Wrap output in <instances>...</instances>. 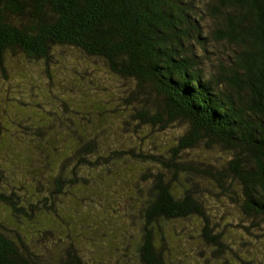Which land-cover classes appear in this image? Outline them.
<instances>
[{
	"label": "trees",
	"instance_id": "trees-1",
	"mask_svg": "<svg viewBox=\"0 0 264 264\" xmlns=\"http://www.w3.org/2000/svg\"><path fill=\"white\" fill-rule=\"evenodd\" d=\"M64 48L123 87L89 103L58 93L69 109L42 104L38 142L0 155V264H176V223L194 217L205 264H264V0H0V78L14 64L49 72ZM175 124L167 155L148 150ZM197 147L222 156L196 162ZM206 193L237 210L236 243L212 225Z\"/></svg>",
	"mask_w": 264,
	"mask_h": 264
},
{
	"label": "rangeland",
	"instance_id": "rangeland-1",
	"mask_svg": "<svg viewBox=\"0 0 264 264\" xmlns=\"http://www.w3.org/2000/svg\"><path fill=\"white\" fill-rule=\"evenodd\" d=\"M194 1L195 3L199 2V0ZM203 24L207 28L208 21L203 20ZM56 54L61 57L60 59L62 61L59 64L51 66L52 68L49 72L45 71L43 64L33 63L24 66L14 64V69L9 70V78L7 80L1 76L0 142L2 141V135H8L7 145L0 152L1 156L7 158L12 152L16 153L22 149V144L25 141L29 142L30 145L38 142V132L40 131L39 133H42V104L49 101L47 107L43 106L50 112L58 111L59 109H61L59 112H63L69 109L68 105L63 107L65 101L56 99L58 93L65 97L69 96L67 97L69 100L77 99L78 101H86L89 103L93 100H104L103 98H106V96L107 98L105 100H107L110 94L119 90L120 87H123V79L112 76L97 61L90 60V64H87L83 55L77 50L69 48L58 49ZM49 74L51 78L47 77ZM51 91L54 93H51ZM85 95L88 96L87 99L84 98ZM64 116L65 114H63V120ZM83 126L84 130L92 131L91 126ZM35 128L39 129L35 130ZM182 129V124H175L165 130L156 129L154 133L149 134L151 135V141L148 143L150 147L148 150L156 153L162 152L167 155L170 146L177 143ZM106 135L107 133L104 136ZM154 135H157L156 139H154ZM123 136L124 142L130 139L125 133ZM34 146L31 148L34 149ZM186 156L191 160L201 162L206 158L219 160L218 158L222 154L217 150H213L211 153L206 152L202 147H197L191 150ZM129 166H131V163H129ZM14 169L18 172L16 167ZM3 174L10 183L7 184L8 188L22 195L25 183L20 181V178L17 176L19 174L12 172ZM202 188L205 192L213 189H207L206 186H202ZM211 194H204L207 197L204 202L212 225L218 224L216 228L223 230L227 242H231L232 244L236 243L235 240L237 241V239L234 240L230 235L232 231L231 227L226 225H228V220L232 221V224L236 223L237 210L232 208L233 205L229 204L230 201L213 197L214 195ZM124 205L126 204L124 203ZM124 209L121 200H118V203L115 202L112 208L107 209L109 214L107 212L105 213L108 221H114L115 219L113 218L116 217L118 219ZM7 217V210L0 206V221H5ZM176 224L177 229L175 231L178 235L168 245V247L172 245L175 250L174 255L177 258L176 264H205L204 260L211 257V252L210 248L205 246L203 242L201 219L194 217ZM238 245L240 246L241 243H238ZM248 248L250 246H246L244 249ZM210 264H216L214 263V259L210 258Z\"/></svg>",
	"mask_w": 264,
	"mask_h": 264
}]
</instances>
